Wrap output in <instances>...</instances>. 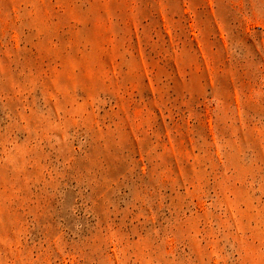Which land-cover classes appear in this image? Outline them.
<instances>
[{
	"label": "rangeland",
	"instance_id": "rangeland-1",
	"mask_svg": "<svg viewBox=\"0 0 264 264\" xmlns=\"http://www.w3.org/2000/svg\"><path fill=\"white\" fill-rule=\"evenodd\" d=\"M0 264H264V0H0Z\"/></svg>",
	"mask_w": 264,
	"mask_h": 264
}]
</instances>
